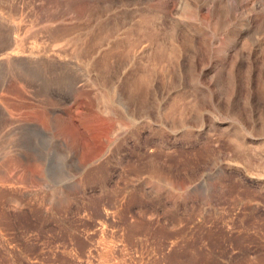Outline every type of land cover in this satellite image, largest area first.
<instances>
[{"label": "rangeland", "instance_id": "obj_1", "mask_svg": "<svg viewBox=\"0 0 264 264\" xmlns=\"http://www.w3.org/2000/svg\"><path fill=\"white\" fill-rule=\"evenodd\" d=\"M182 1L0 0V264H264V0Z\"/></svg>", "mask_w": 264, "mask_h": 264}, {"label": "bare ground", "instance_id": "obj_2", "mask_svg": "<svg viewBox=\"0 0 264 264\" xmlns=\"http://www.w3.org/2000/svg\"><path fill=\"white\" fill-rule=\"evenodd\" d=\"M148 2H150L151 0H147ZM71 2H73V4H74V0L72 1L71 0ZM78 2V1H77ZM147 2V3H148ZM76 3V2H75ZM79 3V2H78ZM81 4L80 5H77V4H72L71 5V7H70V10L72 11V12H74V14L76 13V12H78L77 14H78V17H80V18H83V17H86V18H91L94 14H96L97 13V10L99 9V5H97V3H96V0H83V2H80ZM75 5H76V7H75ZM182 5H184V0L182 1ZM69 9V8H68ZM154 10H155V8H150L149 9V12L150 13H152V12H154ZM67 11V10H66ZM68 12V11H67ZM71 13V12H70ZM72 14V13H71ZM180 18V17H179ZM181 19V18H180ZM48 20V19H47ZM184 21V20H183ZM181 23H183V22H181ZM184 25L186 24V23H183ZM84 48V47H83ZM84 50V49H83Z\"/></svg>", "mask_w": 264, "mask_h": 264}]
</instances>
